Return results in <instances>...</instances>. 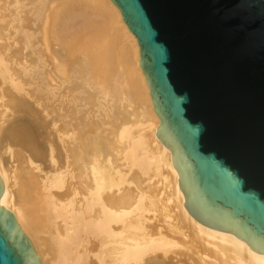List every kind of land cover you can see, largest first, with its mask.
Instances as JSON below:
<instances>
[{
    "label": "bare ground",
    "instance_id": "obj_1",
    "mask_svg": "<svg viewBox=\"0 0 264 264\" xmlns=\"http://www.w3.org/2000/svg\"><path fill=\"white\" fill-rule=\"evenodd\" d=\"M36 1V12H42L48 0ZM21 32L25 46L33 47L32 33ZM42 41L48 52L58 45L66 53L51 55L49 72L41 70L47 65L43 54L40 65L29 69L20 58L8 56L0 39V72L15 90L29 94L27 84L11 71L14 62L34 80L39 76L37 90L48 95L55 94L53 81L60 90L76 79L85 92L88 84L98 97L112 103L136 99L142 108L138 134L123 124L116 135L117 153L137 169L136 192L121 187L124 180L105 163L110 161L103 155L105 139L93 122L77 115L66 122L67 112L57 114L48 121L52 131L46 135L36 113L3 131L0 204L14 213L42 264H264V254L246 241L198 222L186 209L172 151L156 133L160 119L140 67L138 41L114 3L55 0ZM78 93L84 90L72 84L61 96L74 102L79 113L86 99ZM43 112L48 118L49 112ZM148 215L155 224L145 225Z\"/></svg>",
    "mask_w": 264,
    "mask_h": 264
},
{
    "label": "water",
    "instance_id": "obj_2",
    "mask_svg": "<svg viewBox=\"0 0 264 264\" xmlns=\"http://www.w3.org/2000/svg\"><path fill=\"white\" fill-rule=\"evenodd\" d=\"M111 1L138 41L186 209L264 254V0ZM0 264H42L1 204Z\"/></svg>",
    "mask_w": 264,
    "mask_h": 264
},
{
    "label": "rangeland",
    "instance_id": "obj_3",
    "mask_svg": "<svg viewBox=\"0 0 264 264\" xmlns=\"http://www.w3.org/2000/svg\"><path fill=\"white\" fill-rule=\"evenodd\" d=\"M54 2L55 0H48L46 8L42 12H36V0H0L1 47L4 48L10 58L12 57L13 60L16 57L20 58L22 65L26 63L29 69L40 65L39 56L43 54L47 65L41 70L49 72L53 64L51 55L55 56V51L66 54L61 46L58 45L50 47V52H48L46 45L42 43L46 30L47 15L51 12ZM15 18H17V21H14ZM78 21L74 24H77ZM22 28L32 33L33 47L25 46L26 37L21 32ZM80 65L79 70L83 74L86 73L87 66L85 62L82 61ZM69 66H71V63ZM11 71L18 77V80L27 84L26 90L29 94L15 90L11 86V83L4 81L0 72V125L2 124L3 126L0 133V143L3 131L16 120L32 119L36 116V113H39L40 117L38 118L43 123L44 132L47 135L52 131V128L47 126L48 121L52 117H55L57 114L65 116L67 112L68 117H65L64 121L71 122V117L77 115L84 122H93L96 126L97 134L102 139H105L106 144L103 149V153L105 154L103 155H107L110 159L109 162L105 161V163L110 166L113 176L124 180L121 187L126 186L132 192H136L139 189L137 183L134 181V174L137 169H130L125 164L124 160L117 153L118 148L116 143L117 132L123 124L132 126V134H138L137 129L142 121V108L136 99H133V102L123 99L117 103H112L110 98L98 97L96 91L88 84H86L87 91L85 92V87L79 84L81 81L76 82V79L73 82H66L60 90L56 87L57 82L53 81L52 85L55 89V94L48 95L46 90H37L36 85L39 81V76L34 80L32 75L26 74L21 66L15 62L12 64ZM72 84L79 85L80 89L84 90V93L77 94L79 97L86 99L84 101L85 105L79 113L76 110L74 102L70 101L69 98H62L61 96V94L66 93ZM3 95H5L4 99ZM35 99L39 101L36 102ZM79 104L81 103L79 102ZM59 107L63 108V111H59ZM43 108L49 112L48 118H43ZM44 137L46 136L44 135ZM66 139L68 140V138ZM69 142L72 141L69 140ZM146 219L145 225L150 223L155 224V220L151 215H148ZM160 228L162 229V225H160Z\"/></svg>",
    "mask_w": 264,
    "mask_h": 264
}]
</instances>
